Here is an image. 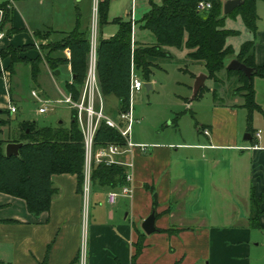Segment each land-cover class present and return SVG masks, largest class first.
Instances as JSON below:
<instances>
[{"label":"crops","instance_id":"obj_1","mask_svg":"<svg viewBox=\"0 0 264 264\" xmlns=\"http://www.w3.org/2000/svg\"><path fill=\"white\" fill-rule=\"evenodd\" d=\"M35 1L29 10L19 6L13 11L12 3L11 20L1 30L0 49L30 45L35 34L46 31L49 35L45 40L50 41L51 34L70 30L77 19L81 28H90L88 20L82 22L79 13L69 18L59 6L54 7L58 1ZM114 1L108 3L106 22L100 28L96 25V40L98 36L107 38L114 34L117 26L113 18L130 20L131 14V45L153 44L148 34L143 35L148 30L141 28L133 16L134 0L121 15L110 10ZM262 2L255 1L257 17ZM144 6L143 14L148 1ZM8 29L15 31L7 34ZM246 32V40H254V64H264V28L259 30L256 24L254 35ZM163 49L167 56L182 50ZM20 54L32 58L35 52L30 49ZM7 61L0 58V78L9 91L11 77L3 71ZM199 70L192 77L202 73L206 78L204 71ZM6 98L0 100L1 109L20 101L13 97L16 103H12L10 92ZM241 104H235L233 109L211 105L209 118L196 128L201 135L202 128L208 130L203 137L180 135L170 141L155 137L143 141L133 128L132 141L146 147H133L126 156L130 161V192L125 196L118 194L113 203L106 202V193L118 192L119 186L112 189L90 185L87 197H91L93 205L88 209L86 204L84 209L71 174L50 177L57 191L48 210L37 216L26 210L21 198L0 192L1 264H131L132 260L135 264H264V244L252 241L253 231L264 228V145L248 146L238 138L235 110ZM16 107L20 110V106ZM251 191L260 199L258 227L249 224ZM151 212L154 231L145 234L141 222ZM137 244L140 249L134 254Z\"/></svg>","mask_w":264,"mask_h":264},{"label":"trees","instance_id":"obj_2","mask_svg":"<svg viewBox=\"0 0 264 264\" xmlns=\"http://www.w3.org/2000/svg\"><path fill=\"white\" fill-rule=\"evenodd\" d=\"M109 1H98L99 28L106 22ZM200 1L209 3V7L197 11L196 5ZM255 1L241 0V3L229 13L223 14L222 0H160L159 3L148 0V9L140 17L139 22L140 27L147 29L154 37V43L149 46L131 45L129 19L113 18L112 22L117 26L114 34L107 38L98 36L96 42L95 70L100 93L102 96L111 95L116 98L119 102L118 110H124L128 101L129 65L132 64L140 77L148 82L150 68L155 65L152 59L168 55L163 48H183L189 59L202 65L207 77L217 81L216 72L221 69L235 75L238 84L235 90L243 99L240 107L246 110V133L251 137L249 127L251 113L259 109L254 102L251 76L264 78V64H254V40L251 38L240 44L235 55L236 60L253 69L250 77H246L241 71L226 69L225 59L232 54L233 49L225 44V39L238 32L225 28L224 19L238 16L246 30L254 35L257 20ZM4 5H7L5 0L0 3V31L5 23L11 20V7L5 8ZM6 31L7 34H11L15 30ZM48 35L49 32H46L44 37L47 38ZM49 44L44 47L46 52L42 61L36 54L32 58L20 54L30 50L31 44L17 47L7 45L1 48L0 58L8 57L5 71L11 76L15 63L28 65L30 77L35 83L40 62H44L52 74L60 66L68 65L70 77L64 83L65 92L70 93L75 99L86 71L89 28H81L77 19L70 30L63 32L58 40H50ZM64 48L68 49V58L60 54ZM9 114L7 109L0 108V134L3 126H9ZM7 142L23 143L17 155L8 157L4 155L3 148ZM93 142L94 146H103L107 143H121L122 139L114 129L100 122L95 130ZM82 166V136L74 110H70L67 125L58 121L54 125H38L34 120L21 119L12 133L5 138L0 137V192L21 198L26 210L33 216L48 210L50 199L57 191L52 186L50 179L52 175H74L75 191L81 193ZM123 182V168L119 165L97 163L91 168V186L113 189ZM249 202V224L258 227L260 199L253 191L250 192ZM139 249L140 244H137L134 254ZM131 264H135L133 260Z\"/></svg>","mask_w":264,"mask_h":264},{"label":"rangeland","instance_id":"obj_3","mask_svg":"<svg viewBox=\"0 0 264 264\" xmlns=\"http://www.w3.org/2000/svg\"><path fill=\"white\" fill-rule=\"evenodd\" d=\"M2 1L3 0H1L0 3ZM56 1L58 2L54 4V7L58 8L59 6L64 14L66 15L67 12L68 17L71 16V18L75 16L76 12L79 13L81 21L88 20L90 27L91 21L94 17L93 0H79L78 3H76L75 0H55V2ZM147 1L148 0H136L135 4V0L134 2L131 1L134 5L133 16L136 21H139L143 14L145 9L144 4H147ZM223 1L224 0H222V3ZM155 2L159 3L160 0H156ZM35 4V0H16L13 2V11L16 7L19 8V6L29 10L35 6ZM4 6L5 8H8L7 5ZM129 8L130 0H115L110 10L115 15H121L124 9L128 11ZM258 11L259 16L257 17L256 24L260 30L261 28H264L263 2L259 3ZM128 17L130 18V24H132L133 20L131 14ZM96 19L98 24V11ZM65 23L63 25H66ZM225 28L233 29L238 32L236 35L226 37V44L233 49L232 54L225 59V64H227L229 60L235 59L240 44L248 38L246 37L248 35L238 16L234 19L229 17L226 18ZM26 30L31 29L26 28ZM46 32L40 33L41 36L39 37L34 36L33 40L36 46L32 43L30 45L31 50H34L35 54L39 56L41 61L46 52L44 47L50 45V41L45 40L46 38L44 37ZM148 32L146 31L143 35L148 34L150 41L154 43V37ZM62 33L63 32L61 31L54 35L51 34L50 40H58L60 38L59 35ZM180 49L184 50L183 48ZM182 50L181 52L173 51L169 56L152 59V61L155 62V65L150 68L149 83L152 85L151 90L146 91L142 86L139 91L132 93L131 95L132 115L135 119H138V123L133 125L134 130L133 128L132 130L133 132H136L140 140L145 141L155 137L163 140L168 139L170 141L178 139L180 135L186 138L194 135L203 137V135L198 133L199 131H196V128L200 123L209 118V109L211 105H218L220 107L226 106L227 108L233 109L235 104L243 103L242 97L235 90L236 86H238L235 75H231L224 69L216 72L217 81L206 76L204 83L199 88L197 94L192 96V84L194 81L192 73H198L200 71L199 68H201L202 71H204V69L200 63H196L189 59ZM67 52L68 49L64 48L60 51V54L61 56L68 58L69 52ZM4 59L7 61L8 57ZM87 62L88 52L86 57V67ZM3 71L4 74L7 75L4 68ZM135 71L138 73L137 70ZM58 73L59 74L57 75H53L46 64L40 62L38 64V73L35 78L36 82L34 83L30 77L29 66L23 65L22 63H15L14 72L10 76L9 91H6L5 89V80L0 78V100L5 99L6 96L9 95V92L11 94L12 103H16L13 97L20 99V101L16 103V106H20V110L9 114V126H3L0 137L5 138L9 133H12L15 130L17 122L21 119L34 120L38 125H54L58 120H60V123L63 125L68 124L70 119V109L65 104H56L51 111L38 114L35 111L38 104L30 96V91L38 88L45 92L51 100L60 98V92L65 93L64 83L69 78V72L67 67L63 65L58 69ZM0 75H2L1 71ZM141 80L143 83L145 82L142 78ZM251 83L254 91V102L259 109L252 111L249 127L252 136H254V133L257 130H259V138H253L252 140L243 139L247 127L246 110L243 107H236L235 128L238 138L243 144L248 146H252L253 143L264 145V78L252 75ZM102 98L104 113L111 117H115L119 108V105L117 106L119 102L117 103V100H115L116 98L113 99L111 96H102ZM108 101L110 104H107ZM185 102H187V104H185ZM236 152H239V150ZM90 198L91 197H87L88 209L89 205H93ZM88 209H86V212ZM83 212H85L84 209ZM252 241H257L258 243L262 242V244H264V228L255 229L253 231ZM261 248L263 249L264 246ZM79 250L78 255L80 257L82 256L81 253L83 249L81 248Z\"/></svg>","mask_w":264,"mask_h":264},{"label":"built area","instance_id":"obj_4","mask_svg":"<svg viewBox=\"0 0 264 264\" xmlns=\"http://www.w3.org/2000/svg\"><path fill=\"white\" fill-rule=\"evenodd\" d=\"M6 1L7 7H11L13 0ZM93 2L94 17L89 28L88 62L85 76L79 87L77 97L74 99L71 97L70 93L60 92V98L51 100L48 96L41 94L38 89H32L30 91L31 98L38 104L35 109L38 114L51 111L56 104H65L70 110L75 111V119L82 136L83 144L82 186L80 194L84 209L87 204V196L90 187V171L92 166L97 163H103L105 165L115 164L123 168L124 182L119 186V191L115 192L110 190L106 193V202L113 203L118 194L125 196L130 192V161L126 159V156L131 153L133 147L139 148L140 150H144L146 147V144L134 143L131 138L133 125L138 123V119H135L132 115L131 95L132 93L139 91L143 86V82L138 73L134 70L132 64L130 65L128 78L127 107L124 110H118L115 117L106 115L103 111V99L99 90L95 70V50L97 42L95 30L97 25L98 0H93ZM208 7L209 3L200 1L196 5V10L202 11ZM2 37L3 33L0 31V38ZM31 43L36 46L34 40ZM7 110L11 114L17 111V107L14 104L8 103ZM100 122H103L107 127L114 129L121 137L122 142L94 146L93 136ZM201 133L203 135H208V130L202 128ZM251 138L258 139L259 130H257ZM255 145V143L252 144L253 147H255Z\"/></svg>","mask_w":264,"mask_h":264},{"label":"water","instance_id":"obj_5","mask_svg":"<svg viewBox=\"0 0 264 264\" xmlns=\"http://www.w3.org/2000/svg\"><path fill=\"white\" fill-rule=\"evenodd\" d=\"M241 3V0H224L221 6L222 13L227 14L229 13L234 7L238 6ZM226 69L229 70H235V71H241L246 77H250L251 72L253 69L251 67L245 66L243 63L236 59H231L226 64ZM53 73L55 75L58 74V70H54ZM205 78V75L202 73H199L194 77V81L192 84V96H195L198 89L202 86L203 80ZM143 87L146 91L150 89V83L144 82ZM61 121L58 120V123ZM243 139L249 140V136L247 133L244 134ZM22 142H7L4 144V155L6 157L11 155H17L19 147L22 145ZM153 213H149L141 222V229L145 234L151 233L154 231L153 227Z\"/></svg>","mask_w":264,"mask_h":264}]
</instances>
